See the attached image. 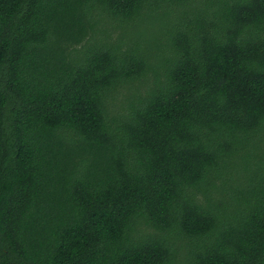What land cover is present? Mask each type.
Here are the masks:
<instances>
[{
	"label": "trees",
	"instance_id": "16d2710c",
	"mask_svg": "<svg viewBox=\"0 0 264 264\" xmlns=\"http://www.w3.org/2000/svg\"><path fill=\"white\" fill-rule=\"evenodd\" d=\"M0 264H264V0H0Z\"/></svg>",
	"mask_w": 264,
	"mask_h": 264
}]
</instances>
